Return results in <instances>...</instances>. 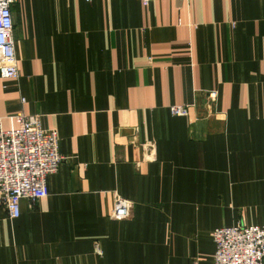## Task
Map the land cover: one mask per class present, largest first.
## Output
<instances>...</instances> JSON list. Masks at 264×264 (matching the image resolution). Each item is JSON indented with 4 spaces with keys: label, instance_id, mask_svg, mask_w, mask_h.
Here are the masks:
<instances>
[{
    "label": "crops",
    "instance_id": "1",
    "mask_svg": "<svg viewBox=\"0 0 264 264\" xmlns=\"http://www.w3.org/2000/svg\"><path fill=\"white\" fill-rule=\"evenodd\" d=\"M12 12L20 77L0 78L3 127L40 115L65 160L18 219L0 209V264H214L216 229L264 226V0ZM115 193L128 220L110 218Z\"/></svg>",
    "mask_w": 264,
    "mask_h": 264
},
{
    "label": "built area",
    "instance_id": "2",
    "mask_svg": "<svg viewBox=\"0 0 264 264\" xmlns=\"http://www.w3.org/2000/svg\"><path fill=\"white\" fill-rule=\"evenodd\" d=\"M141 1L147 6L159 0ZM13 3L0 0V78L5 80L20 77L14 48ZM209 99L216 103L217 92L209 93ZM21 102L25 104V98ZM191 109L190 105H176L170 107V113L187 117ZM9 119L11 127L5 129L0 118V209L15 220L21 216V200L36 203L48 196L47 178L58 172L65 157L59 152L58 133L45 130L40 115L20 112ZM132 210L133 203L115 193L110 218L128 220ZM212 236L216 245L214 264H264V226H224ZM94 253L104 255L98 243Z\"/></svg>",
    "mask_w": 264,
    "mask_h": 264
}]
</instances>
